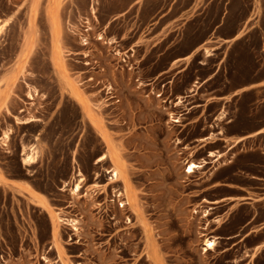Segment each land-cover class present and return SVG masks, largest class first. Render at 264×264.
Wrapping results in <instances>:
<instances>
[{"label": "rangeland", "instance_id": "rangeland-1", "mask_svg": "<svg viewBox=\"0 0 264 264\" xmlns=\"http://www.w3.org/2000/svg\"><path fill=\"white\" fill-rule=\"evenodd\" d=\"M189 2L0 0V75L9 76L13 96L0 109V264H264V246L246 259L221 242L264 232L241 226L251 209H209L191 219L192 206H211L207 201L220 196L214 187L233 181L236 167L254 170L249 163L263 160L258 152L228 157L219 148L231 142L224 130L244 134L264 123V102L251 110L263 88L239 90L235 103L231 95L264 77V0H212L200 14L180 16ZM222 10L228 16L211 35L221 43L207 59L197 47ZM193 81L199 87L179 108L184 114L175 126L167 111L177 110L174 97ZM28 116L35 119L22 122ZM217 129V138L198 148L194 140ZM176 138L192 147L180 158ZM109 147L138 218L110 201L122 184H106L110 161H96ZM208 150L221 158L184 179L187 160ZM76 169L84 179L75 195ZM256 213L264 214V206ZM202 226L204 237L217 236L206 253Z\"/></svg>", "mask_w": 264, "mask_h": 264}, {"label": "crops", "instance_id": "crops-1", "mask_svg": "<svg viewBox=\"0 0 264 264\" xmlns=\"http://www.w3.org/2000/svg\"><path fill=\"white\" fill-rule=\"evenodd\" d=\"M211 1L212 0H190L189 4L185 5L180 10V16L184 17L191 11H195V13L198 15L205 10V6ZM227 16L228 15H226V12H223L222 10V12L218 16L217 22L213 24V26L201 39V42L197 47L198 50L202 52H205V48L209 49L210 51L216 50L217 44L221 42L217 41V36L212 37L211 35H217L219 33L221 19L227 18ZM213 54L214 53L210 52L205 55V58L210 59ZM1 77L3 80L0 79V109L6 103V99L13 98V96L10 95V90L7 88L10 83L9 76H7V79H5L6 77H4V75H0V78ZM262 88L264 89V77L248 84L247 87L239 88L236 91L233 90L231 92V95L234 96L232 103H235L239 100V97H237L239 90L245 92L246 90L256 89V93L259 94ZM261 101L264 102V94L263 98L258 100V105H253L251 107L252 112H254V110L256 109H260ZM208 106L209 105H207L206 109L207 113L209 111ZM234 117L235 111L231 109L229 113V119L233 120ZM227 128L225 127V129ZM224 131L227 133L228 137H230L231 142L228 146L224 145V147H226L227 149L221 150V148H219V151L223 152V154L227 153L228 157H235L239 153L258 152L261 156H263V160L259 162L249 163L255 167L254 170H251L249 168L236 167V169L233 170L228 176L233 178V181H231L230 183H226L223 186L214 187L215 189L219 190L220 196L217 199L213 200V204L209 207L211 210L229 212L230 210L232 211L240 207H247L252 210V213L245 221L241 223V226L248 227V229L251 226H261L262 229H264V214L256 213L262 206H264V123L262 124V126L249 130L244 134L228 132L226 130ZM236 138H239V141L233 144V140ZM15 181H18L19 183L24 182L23 180ZM250 231L251 233L245 234L246 236L243 238H238L237 234L225 236V240H221V242H226L229 246L225 250L227 252L235 253L236 250L240 249L243 254L245 253L244 258H249L254 251H257L259 248H262L264 246V241L262 240V237H264L262 234L264 232L262 231L258 235L256 234L257 231ZM226 251L223 250L222 253ZM247 264H250V262Z\"/></svg>", "mask_w": 264, "mask_h": 264}, {"label": "bare ground", "instance_id": "bare-ground-1", "mask_svg": "<svg viewBox=\"0 0 264 264\" xmlns=\"http://www.w3.org/2000/svg\"><path fill=\"white\" fill-rule=\"evenodd\" d=\"M31 6L33 7V4ZM98 38L102 39L104 37L102 35H98ZM83 41H84L83 42L84 44L87 43L86 38H83ZM204 51L206 53L210 52V50L207 48H205ZM185 57H188V56H185ZM177 62H180L179 58H177L173 61V63H177ZM196 87L197 88L199 87L198 81H193L191 86L186 91L180 92L174 97L175 101H173L174 103H173V105H171V107H175L177 110L176 111H171V110L167 111L168 122L175 123L174 124L175 126L180 125V121H181V118L183 117L184 113H182L179 108L184 107L186 105L185 101H187L188 97L193 95V92L196 90ZM29 97H30V99H33V94L29 93ZM164 102H166V106L164 107V109L167 110L169 108V106L167 105V101H164ZM168 103H172V101L170 100ZM187 109H189V108H187ZM218 118L221 119L222 116H218ZM218 118L216 117L215 120H218ZM34 119L35 118L33 116H28V117H25L22 120V122L27 123V122H30ZM211 126H212V128L217 127L215 124H213ZM220 133H221V130H219V129H217L216 131H209L206 135L201 136L194 141H197V142H199V144H201L198 147V148H200L201 146H203L206 143L213 142L212 140L214 138L216 139ZM6 137H7V135H6ZM223 139L227 141L228 137L224 136ZM233 141H234L233 142V144H234V143L239 141V138H236ZM174 144H175V147L177 148L176 154L178 155V158H180V154L182 153L181 149L186 150V149L192 148V147L187 146V145L182 146V147L179 146V144H181V140L179 138L175 139ZM108 146H109V144H108ZM195 150L196 149L189 151L190 157L193 156V152ZM207 153L208 154H206L203 157H200L198 160H187L184 167L182 168V173H183L182 175H183L184 179L187 178L186 176L193 175L197 171L201 170L205 165L213 163L214 161H218L221 158V154H218V151H216V150L215 151L208 150ZM211 158H213V159H211ZM22 159H23V163L26 165H29V164L34 162L30 153H27L26 155H24ZM105 159H109V161H110V166L108 168H106V170H105L106 173L108 174V177H107L108 182L106 184H113L116 182H121V184H122V187H120L119 189H112V191H111L112 192V194H111L112 199L110 201L117 200L118 206L121 210L124 209L125 206H129V208L132 210L133 214L136 216V218H138L139 214L136 212V209H135L134 198L129 194L127 180L122 175V169L120 166V162H119L117 154L113 148L109 147L108 154H105V153L101 154L97 158L96 161L102 162ZM180 162L181 161L178 160L177 163L179 164ZM74 175L77 176V178H76V181L72 184V187L70 190H71L72 194L76 195L81 188V181L84 179V177L82 176L81 171L78 169L75 170ZM184 179L181 180V182H184L185 181ZM207 202L209 204H213V201L208 200ZM202 207L203 206L200 205L199 203L192 206V208H191V210H192L191 219H195L196 217L202 218V217H205L206 215H208L209 209H210L209 205H207L206 208H202ZM52 219L56 220V219H60V217L58 215H54V216H52ZM70 221L73 222L71 224L74 227V229H76V225H75L76 219H71ZM141 226H142L144 232L146 233V243H147L146 253H147V256L152 257L151 253H152L153 246L151 243L149 230H148L146 223L144 221L143 222L141 221ZM205 229H206L205 226H202L200 228V231H199L200 236L204 237L206 235V233L203 232V230H205ZM55 234H56V232L54 231L53 235L55 236ZM216 243H217V236L211 235L208 237H204L202 239V246H201L202 253H206L209 250H214ZM153 251L155 252V250H153Z\"/></svg>", "mask_w": 264, "mask_h": 264}]
</instances>
